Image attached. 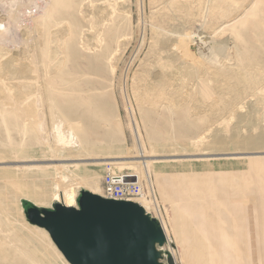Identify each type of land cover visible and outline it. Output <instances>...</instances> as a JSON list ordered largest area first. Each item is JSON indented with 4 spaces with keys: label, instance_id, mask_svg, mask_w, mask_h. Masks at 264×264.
<instances>
[{
    "label": "rangeland",
    "instance_id": "rangeland-1",
    "mask_svg": "<svg viewBox=\"0 0 264 264\" xmlns=\"http://www.w3.org/2000/svg\"><path fill=\"white\" fill-rule=\"evenodd\" d=\"M104 162L155 197L164 264L224 263L216 228L264 210V0H0V264H68L22 204L101 196Z\"/></svg>",
    "mask_w": 264,
    "mask_h": 264
},
{
    "label": "water",
    "instance_id": "water-1",
    "mask_svg": "<svg viewBox=\"0 0 264 264\" xmlns=\"http://www.w3.org/2000/svg\"><path fill=\"white\" fill-rule=\"evenodd\" d=\"M22 208L29 224L49 235L68 264H164L162 225L136 202L82 190L75 206L58 202L40 209L25 201ZM168 264H174L171 257Z\"/></svg>",
    "mask_w": 264,
    "mask_h": 264
},
{
    "label": "crops",
    "instance_id": "crops-1",
    "mask_svg": "<svg viewBox=\"0 0 264 264\" xmlns=\"http://www.w3.org/2000/svg\"><path fill=\"white\" fill-rule=\"evenodd\" d=\"M231 175H232L231 177H236L239 174H231ZM221 177L222 180H226L227 184L232 186L235 189V191L238 194H241L242 196L244 190L243 184L245 182L243 181L244 180L243 178L246 177L247 179V176H239L237 180H231V181L229 180L231 177L227 174H223ZM245 208L247 213L249 207L245 205ZM258 208L259 207H257V210ZM239 209H241L240 205H239ZM238 230H239V239H237V244H236L235 242H233L234 237L233 234L231 235V230L229 229L227 230V227H225L224 230H221V232H219V229L216 228L217 235L221 236V233L224 232V235L222 237V239H224V243H223L224 251L222 254L224 258L223 264H264V210L262 209V213L258 214L255 220L252 221H248L247 214L245 221L244 218L242 217L241 222L238 226ZM211 239L212 242L214 243L213 238ZM208 254L210 256V252Z\"/></svg>",
    "mask_w": 264,
    "mask_h": 264
},
{
    "label": "built area",
    "instance_id": "built-area-1",
    "mask_svg": "<svg viewBox=\"0 0 264 264\" xmlns=\"http://www.w3.org/2000/svg\"><path fill=\"white\" fill-rule=\"evenodd\" d=\"M132 175L116 171L111 165L106 164L101 178V196L106 199L133 202H136V199L149 198L151 205L156 204L155 197L148 194V190H145Z\"/></svg>",
    "mask_w": 264,
    "mask_h": 264
},
{
    "label": "bare ground",
    "instance_id": "bare-ground-1",
    "mask_svg": "<svg viewBox=\"0 0 264 264\" xmlns=\"http://www.w3.org/2000/svg\"><path fill=\"white\" fill-rule=\"evenodd\" d=\"M70 56V55H69ZM60 118V117H59ZM95 126V125H94ZM93 126V127H94ZM119 126V125H118ZM91 127V126H90ZM120 128V127H119ZM91 128H89L88 130H90ZM117 129V128H116ZM119 130V129H118ZM92 132L94 131V133H95V129H92L91 130ZM99 131V130H98ZM97 131V132H98ZM55 132H56V135H55V140H56V144H62V145H66V146H77V147H79V146H82V145H84V144H86L85 142H88V140H84L85 139V137H86V135H78L77 133H73L71 130L68 132V134L66 135V134H64L63 132H62V130H61V127L59 126V125H57L56 127H55ZM77 132V131H76ZM88 132V131H87ZM91 132V133H92ZM100 132V131H99ZM99 132H98V134H99ZM121 132V131H120ZM83 133H85V131H83ZM101 133V132H100ZM86 134V133H85ZM107 134V132L106 133H104V135H106ZM118 134V133H117ZM92 135V134H91ZM102 135V134H101ZM104 135H102V138H103V136ZM115 135V134H114ZM88 137V136H87ZM93 137H95V134L93 135ZM101 138V137H100ZM104 138H105V136H104ZM89 139V138H88ZM103 140H105V142H107L108 144H109V142L110 141H107L106 139H103ZM116 140V139H115ZM114 140V141H115ZM113 141V140H112ZM111 141V142H112ZM119 141V140H118ZM244 141V140H243ZM260 141V140H259ZM259 141L256 139H248L246 142H244V147H247L248 149L249 148H255V147H257V146H259ZM33 142V141H32ZM90 142V141H89ZM97 143V142H96ZM91 144V143H90ZM99 144V143H98ZM244 147H242V148H244ZM260 148V147H259ZM246 149V148H245ZM104 157V156H103ZM101 158V159H89V160H110V158L108 157H106V158ZM82 158V157H81ZM90 158V157H89ZM117 158V157H116ZM119 158V157H118ZM139 158L141 159L139 162L142 164L141 166H142V171L143 172H145V170H146V168H147V166H148V163L150 162V160H152V159H154V157H150V156H145L144 154H140L139 155ZM136 159V158H135ZM75 160V159H74ZM84 160H88V159H84ZM139 160V159H138ZM77 161H78V159H77ZM103 164H108L107 162H104ZM148 170V169H147ZM146 170V172H148ZM148 174V173H147ZM146 175V174H145ZM134 178H136L137 179V181L139 182V178H138V175H132ZM55 197H57V195H55ZM65 198V205L66 206H74L75 205V198H76V196H75V194H74V192H72V191H70L69 193H67V194H65V196H64ZM136 202L144 209V206H145V204H146V200L143 198V199H136ZM211 204V203H210ZM164 231V230H163ZM166 236H167V234H166ZM208 239V238H207ZM16 257V256H15Z\"/></svg>",
    "mask_w": 264,
    "mask_h": 264
}]
</instances>
